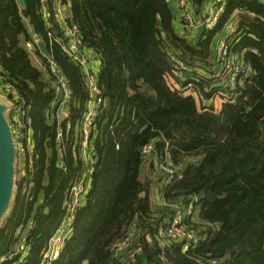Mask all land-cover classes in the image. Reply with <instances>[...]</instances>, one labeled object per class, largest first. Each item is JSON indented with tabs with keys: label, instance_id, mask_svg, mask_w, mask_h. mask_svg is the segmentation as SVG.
Here are the masks:
<instances>
[{
	"label": "trees",
	"instance_id": "obj_1",
	"mask_svg": "<svg viewBox=\"0 0 264 264\" xmlns=\"http://www.w3.org/2000/svg\"><path fill=\"white\" fill-rule=\"evenodd\" d=\"M25 1L27 17L18 0H0V68L20 90L33 118L36 191L33 199L16 196L4 216L0 257L12 243L19 223L32 220L29 240L33 249L25 264H39L64 213L65 186L54 180L64 182L67 176L56 166L54 124L46 116L54 98L51 77L40 50L35 52L36 61L25 46L30 37L28 23L52 49L82 105L87 89L80 67L58 44L49 43L50 31L63 34L57 21L58 0ZM207 1L191 3L200 12ZM62 2L69 8V21L79 26L84 43L100 54L98 83L104 102L93 133L98 159L93 188L54 264H85L86 260L88 264H125L111 245L134 220L142 228L144 245L137 263L147 258L148 264H163L157 235L173 209L155 208L151 201L153 181L145 173L142 148L152 141L156 157L151 163L162 160L169 143L172 159L182 172V177L160 187L168 202L205 191L196 202L201 222L196 228L202 229V238L186 252L180 242L170 240L165 250L167 264H200L198 260L211 258H218L219 264H264V1L227 0L216 30L237 10L234 49L255 47L258 54L244 52L252 73L244 76L236 95L218 111L201 108L193 95L173 87L169 61V51L174 50L189 65L207 68L212 61L214 31L191 39L188 31H181L167 0ZM197 84L203 87L206 81L200 77ZM171 126L178 139L167 141L163 132ZM45 178L49 185L43 183ZM40 193L47 199L46 211L37 204Z\"/></svg>",
	"mask_w": 264,
	"mask_h": 264
},
{
	"label": "built area",
	"instance_id": "obj_2",
	"mask_svg": "<svg viewBox=\"0 0 264 264\" xmlns=\"http://www.w3.org/2000/svg\"><path fill=\"white\" fill-rule=\"evenodd\" d=\"M167 1L177 8L178 12L174 17L178 18L182 27L181 31L189 32L193 26L202 24L206 27L205 33L214 31L211 61L214 71L212 74L209 71L199 73L194 65H189L174 50L169 51L170 68L175 79L173 87L184 95H193L201 108L204 106L213 107L218 111L221 108L214 107L215 100L221 98L224 103L234 97L238 85L243 81L244 76L248 75L247 71L250 67L244 58V52L252 51L258 54V49L255 47L246 48L240 52L234 49L232 36L237 28V10L221 30H216L222 14L226 11L227 0H208L197 23H195L187 0ZM175 1L178 3L177 6ZM65 7L68 6L63 4L62 0H58L57 21L61 25L63 34L59 36L50 31L48 33L49 43L51 46L55 43L58 44L62 51L83 71L87 89V97L83 105L81 100L76 97L65 71L55 59L52 49L40 35L34 32L29 23L30 37L25 41L26 48L33 54L36 61L39 59L35 52L37 49L40 50L45 59V71L51 77L54 98L46 111V116L54 124V141L57 150L56 166L67 176L64 182H60V178L54 180L55 183H63L65 186L62 202L64 213L57 229L50 236L41 253L39 264H54L60 258L74 231L77 212L88 202L98 160L94 152L95 118L104 102L103 92L98 83V74L102 66L100 54L84 43L79 26L75 22L69 21V14L67 16L64 12ZM163 36L165 35L163 34ZM41 43L47 45L48 52L43 51ZM200 67L206 69L205 66L201 65ZM202 76L204 79L211 76L219 77L222 82L217 88L206 85L199 87L197 81ZM0 96H3L10 105L7 115L17 148L16 184L10 210L13 200L19 194L26 200L34 198L36 191L34 174L38 155L35 149L33 118L30 115L29 106L16 84L1 68ZM142 154L146 157L145 165L150 162L151 158H155V142L152 141L144 145ZM161 159V161L157 159L156 162L161 176V186L182 177V172L172 159L169 143L166 144ZM49 182V178H45L43 181L45 185H49ZM160 194L162 196V191ZM197 201L196 196H191L172 203L162 196L161 206L173 209V213L168 218L166 217V223L159 227L157 235L158 243L162 249L160 257L163 264L168 263L165 250L170 240L180 242L183 251L186 252L194 248L202 238L201 232L196 228V224L201 223L198 220ZM37 204L43 205L41 208L43 211L48 208L47 199L41 193ZM36 211L34 210L32 215H35ZM33 226L32 220L19 223L14 231L12 243L0 257V264H25L28 261L33 249L29 240L30 229ZM142 234V228L134 220L126 232L112 243L111 251L125 264H138L139 256L144 251ZM145 236L148 241H152L149 233H146ZM198 261L200 264L220 263L218 258Z\"/></svg>",
	"mask_w": 264,
	"mask_h": 264
},
{
	"label": "water",
	"instance_id": "obj_3",
	"mask_svg": "<svg viewBox=\"0 0 264 264\" xmlns=\"http://www.w3.org/2000/svg\"><path fill=\"white\" fill-rule=\"evenodd\" d=\"M22 9L24 17H27L26 11V1L18 0ZM171 12L173 16L177 15V8L171 6ZM14 22V19H12ZM72 22H74L72 20ZM205 25H200L198 27V35L201 37L205 33ZM44 52H48V47L45 43L40 44ZM252 71L249 69L247 71L248 75H251ZM207 104H209L207 102ZM9 103L7 100L3 102L0 99V224L8 213L10 204L13 198L14 188L16 184L15 180V160H16V142L13 136L12 126L8 120L7 111L9 108ZM163 136L167 141H174L178 139V136L175 134L173 127H169L166 131L163 132ZM49 146V142L47 143ZM150 181L146 182V186H149ZM205 196V191L197 194V199L200 200ZM218 226H221V223H218ZM88 260L85 261V264H88ZM142 264H148V259L145 258Z\"/></svg>",
	"mask_w": 264,
	"mask_h": 264
},
{
	"label": "crops",
	"instance_id": "obj_4",
	"mask_svg": "<svg viewBox=\"0 0 264 264\" xmlns=\"http://www.w3.org/2000/svg\"><path fill=\"white\" fill-rule=\"evenodd\" d=\"M175 4H176V6H177V1H175L174 2ZM187 4H188V6L190 7V9L192 10V14H193V17H194V20H195V23H197L198 22V20H199V16L202 14V12H203V10H204V8L205 7H203V9H202V11H200V12H197L196 10H195V8L193 7V5H192V3H191V0H187ZM65 14L68 16V14H69V8L68 7H65ZM198 27L199 26H193L190 30H189V33H188V35H189V37L191 38V39H195V38H197V37H199V35H198ZM197 70H198V72L199 73H204L205 71H209V73L210 74H212V72L214 71V66H213V64L212 65H210V66H207V68L206 69H203L202 67H199V68H197ZM199 75V74H198ZM201 76V75H200ZM203 77V76H202ZM205 81H206V86H210V87H212V88H214V87H218L220 84H221V79L219 78V77H214V76H211V77H209V78H207V79H204ZM221 106H222V104L218 107V108H221ZM151 161L152 160H150V162L149 163H147L145 166H144V168H145V173L146 174H150V177H157V180H159L160 179V181H161V176L160 177H158L159 175H157V173H159V171H158V166H157V163L156 162H154V164L153 163H151ZM149 185H150V183H149ZM157 185L159 186V191H157V189H156V187H157ZM160 187H161V182H152L151 183V187H150V197H151V201H152V203H153V206L155 207V208H158V207H161V205H162V196H161V191H160Z\"/></svg>",
	"mask_w": 264,
	"mask_h": 264
},
{
	"label": "rangeland",
	"instance_id": "obj_5",
	"mask_svg": "<svg viewBox=\"0 0 264 264\" xmlns=\"http://www.w3.org/2000/svg\"><path fill=\"white\" fill-rule=\"evenodd\" d=\"M200 16H201V15H200ZM200 16H199L198 18H200ZM0 99H1L3 102L6 101V99H5L3 96H0ZM222 103H223V100H222L221 98H217V99L215 100V102H214V107H215V108H216V107H219ZM221 107H222V106H221ZM157 175H159L158 177H160V172L157 173ZM151 179H152L153 182L157 181V177H155V176L152 177ZM156 189H157V191H159V186H158V185H157ZM198 230H199L200 232H202V229H201L200 227L198 228Z\"/></svg>",
	"mask_w": 264,
	"mask_h": 264
}]
</instances>
